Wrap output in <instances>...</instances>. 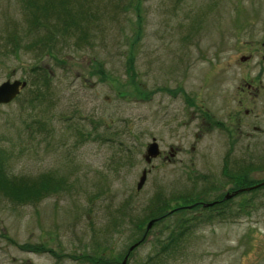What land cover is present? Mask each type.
Segmentation results:
<instances>
[{
    "label": "rangeland",
    "instance_id": "rangeland-1",
    "mask_svg": "<svg viewBox=\"0 0 264 264\" xmlns=\"http://www.w3.org/2000/svg\"><path fill=\"white\" fill-rule=\"evenodd\" d=\"M25 1L0 0V84H27L0 105V177L61 186L35 203L0 192V264L120 263L159 207L216 196L222 213L154 222L126 264H264V186L225 199L264 181V0H85V37L55 38L50 57L27 50L46 29L29 31Z\"/></svg>",
    "mask_w": 264,
    "mask_h": 264
},
{
    "label": "trees",
    "instance_id": "trees-1",
    "mask_svg": "<svg viewBox=\"0 0 264 264\" xmlns=\"http://www.w3.org/2000/svg\"><path fill=\"white\" fill-rule=\"evenodd\" d=\"M76 4H72L70 0H26L25 5L27 8V15L26 20L29 24V31L37 30L35 27H39L45 30L46 36L38 37L36 40H33L29 43H27L28 48L30 51H40L44 55L50 57L53 55V52L55 51V45L57 43H54L55 38H60L61 41L65 39H72L73 41V47L78 48L80 42L83 40L87 33L88 25L90 23V12H86V7L83 9V2L85 0H75ZM24 6V8H25ZM41 19H43L41 21ZM55 32V34H54ZM138 33V30H137ZM140 33L137 34V38L139 37ZM133 57L132 54H129V57L127 58V66H126V73L129 75H133ZM48 73L44 74L43 79V87H47L48 84ZM47 90V89H45ZM1 175V174H0ZM42 178V177H40ZM53 181H51V180ZM47 178V181L44 182L42 180L44 179H38L36 181L28 182L27 184L21 183V182H14L9 181V179H2L0 177V192L5 197H7L11 202H15L18 204L22 203H35L40 200V198L45 197L47 195H50L54 193L56 190H59L58 187H60L59 180L55 178L50 177ZM46 180V179H45ZM39 181V182H38ZM259 183V182H257ZM257 183H253L252 185H255ZM240 183H237L234 190L244 187H249L248 185H251L250 183L248 185H239ZM251 185V186H252ZM220 199V198H216ZM215 199L209 201V202H203V203H213L209 207H201L203 211H211L214 209V211L218 214L222 213V210L218 208L224 201L220 199V201L214 202ZM200 201L195 200H189L186 202V205H180L178 207L172 208L169 212H164L163 210H166V206L159 207V211H157L156 214L152 215L153 219L155 220V223L157 221L162 220L165 217L171 216L174 213L179 212V214H182L183 212L193 209L196 207H199L203 204ZM150 219V218H149ZM154 223V224H155ZM178 227L174 229L167 230V234L163 235V238L165 237V240H162L158 242V251L163 255V257L166 256V258H170L172 255H174L183 245V242L185 240L186 231L188 232V227L183 226L186 224V222H183L182 220H179ZM143 237V234L141 237L136 240V242L140 241ZM92 264H120L118 263V259H113L111 261L103 260L102 256H93L91 257ZM122 259V258H121ZM160 259L156 260L154 264H156Z\"/></svg>",
    "mask_w": 264,
    "mask_h": 264
},
{
    "label": "water",
    "instance_id": "water-1",
    "mask_svg": "<svg viewBox=\"0 0 264 264\" xmlns=\"http://www.w3.org/2000/svg\"><path fill=\"white\" fill-rule=\"evenodd\" d=\"M247 58L248 57H241L240 61H245ZM25 86H26V82L21 81V80H13V81L7 80V81L1 83L0 84V105L8 104L12 100H14L16 98V96L20 93V91L25 88ZM159 153L160 152L158 150L157 143L154 141V139L151 140V142L146 145L145 153L143 155V159H144L145 163L150 164L151 160L157 158ZM146 174H147L146 170H143L141 172V176H140V178L136 184V191H139L142 188V186L145 182ZM233 195H226L225 199H228ZM208 206H211V203L203 204V207H208ZM153 223H154V220H151L147 223V225L145 227L146 232L151 228ZM143 238L141 240H143ZM139 243L140 242L134 243L128 248L127 253L124 255L120 264H126L129 253L134 248H136L139 245Z\"/></svg>",
    "mask_w": 264,
    "mask_h": 264
},
{
    "label": "flooded vegetation",
    "instance_id": "flooded-vegetation-1",
    "mask_svg": "<svg viewBox=\"0 0 264 264\" xmlns=\"http://www.w3.org/2000/svg\"><path fill=\"white\" fill-rule=\"evenodd\" d=\"M254 88H255V87H254L252 84H247V85L245 86L244 91H246V93H247L248 95H250V94L252 93V91L254 90ZM245 113H248V111H245ZM255 130L258 132V131H259V128L255 126ZM261 132L264 133V129H263V131H261ZM261 183H264V181H262V182H260V183H258V184H261ZM258 184H256V185H258ZM254 186H255V185H254ZM235 192H236V190H233L231 195H233V193H235ZM234 196H235V195H234ZM216 198H218V197L216 196L215 198H213V199H215L214 202H217V201H218V199H216ZM213 199H212V200H213ZM200 203H201V202H200ZM200 206H201V205H200ZM30 248H31V247H30ZM28 249H29V248L26 249V252H27V253H32V254L37 253L36 251H34L36 248H32V250H30V251H28ZM26 264H32V263H31L30 261L27 260Z\"/></svg>",
    "mask_w": 264,
    "mask_h": 264
}]
</instances>
